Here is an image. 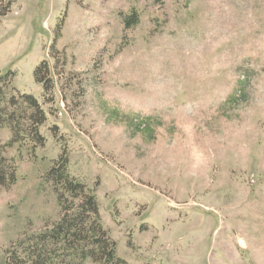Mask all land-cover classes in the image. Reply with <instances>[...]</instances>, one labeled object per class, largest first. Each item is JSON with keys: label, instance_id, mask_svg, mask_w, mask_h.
I'll list each match as a JSON object with an SVG mask.
<instances>
[{"label": "rangeland", "instance_id": "obj_1", "mask_svg": "<svg viewBox=\"0 0 264 264\" xmlns=\"http://www.w3.org/2000/svg\"><path fill=\"white\" fill-rule=\"evenodd\" d=\"M0 90L47 116L44 146H6L0 125L17 167L0 186V264L60 220L46 175L65 149L128 264H264V0H18Z\"/></svg>", "mask_w": 264, "mask_h": 264}, {"label": "trees", "instance_id": "obj_2", "mask_svg": "<svg viewBox=\"0 0 264 264\" xmlns=\"http://www.w3.org/2000/svg\"><path fill=\"white\" fill-rule=\"evenodd\" d=\"M18 0H0V22ZM138 13L133 11L124 18L126 29L137 24ZM35 80L45 93L53 89L50 70L44 62L35 70ZM11 99L4 101L0 90V125L9 127L13 134L10 146L29 139L36 146H44L45 139L39 129L47 116L38 100L30 94L14 90ZM21 101H19V100ZM24 114L25 123L19 122ZM5 145L0 141V186L8 188L17 181V167L5 155ZM69 156L66 149L53 163L46 175L58 196L61 218L40 234L20 239L7 251L6 264H84L87 258L95 263L128 264L116 253V242L103 228L98 200L94 189L73 178L68 170Z\"/></svg>", "mask_w": 264, "mask_h": 264}]
</instances>
